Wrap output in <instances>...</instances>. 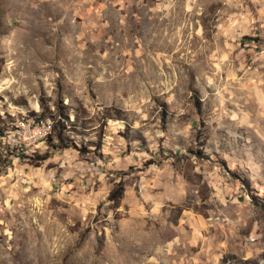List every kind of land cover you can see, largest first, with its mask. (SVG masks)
Segmentation results:
<instances>
[{"label": "rangeland", "instance_id": "374dc122", "mask_svg": "<svg viewBox=\"0 0 264 264\" xmlns=\"http://www.w3.org/2000/svg\"><path fill=\"white\" fill-rule=\"evenodd\" d=\"M42 99L85 149L0 137V264H264V0H0V114Z\"/></svg>", "mask_w": 264, "mask_h": 264}, {"label": "trees", "instance_id": "16d2710c", "mask_svg": "<svg viewBox=\"0 0 264 264\" xmlns=\"http://www.w3.org/2000/svg\"><path fill=\"white\" fill-rule=\"evenodd\" d=\"M58 104L54 110L47 104L45 99L41 100V112H31L30 116H36L38 119H50L52 120L53 132L48 136L49 145H51L54 149H67L71 146H75V148L79 149V151L83 152L85 148H81L75 144L74 140L70 138L68 132H73L79 135L80 126L78 125L79 116H76V119L71 122V114L67 112V106L63 104ZM8 117L0 114V137L1 139L6 138V135L10 130H14L13 127L8 122ZM109 119V118H107ZM49 157L48 154L43 155L41 157L38 156L39 160H47ZM121 187V186H120ZM123 191V186L118 190V192H113L110 194V200H118ZM118 194V195H115Z\"/></svg>", "mask_w": 264, "mask_h": 264}, {"label": "built area", "instance_id": "2783aa9c", "mask_svg": "<svg viewBox=\"0 0 264 264\" xmlns=\"http://www.w3.org/2000/svg\"><path fill=\"white\" fill-rule=\"evenodd\" d=\"M19 123H20V126H18V128L14 129V130H10L9 132H11V133L7 134L6 140H8V142H10L12 140L11 135H16L15 132L17 130L19 132L23 130L24 135H25L23 141H25L27 145L35 143V140H37L39 142V140H41L45 137H48L53 132L52 120H50V119H41V118L38 119L36 116H30L27 121L22 120ZM26 134H28L27 135L28 141H27V139H25ZM33 138L35 140H33ZM16 143H17V145H19V143H22V141L19 140Z\"/></svg>", "mask_w": 264, "mask_h": 264}]
</instances>
